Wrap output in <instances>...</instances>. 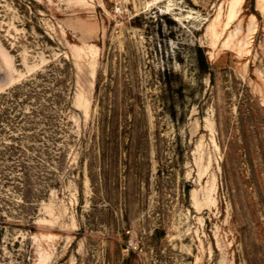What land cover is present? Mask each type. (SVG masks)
<instances>
[{
    "label": "rangeland",
    "instance_id": "374dc122",
    "mask_svg": "<svg viewBox=\"0 0 264 264\" xmlns=\"http://www.w3.org/2000/svg\"><path fill=\"white\" fill-rule=\"evenodd\" d=\"M31 79L0 264H264L259 0H0V94Z\"/></svg>",
    "mask_w": 264,
    "mask_h": 264
},
{
    "label": "trees",
    "instance_id": "16d2710c",
    "mask_svg": "<svg viewBox=\"0 0 264 264\" xmlns=\"http://www.w3.org/2000/svg\"><path fill=\"white\" fill-rule=\"evenodd\" d=\"M207 63L206 60H201V66L204 67V64ZM40 87V84H38V80L31 79L28 82H25L23 86H17L12 91L4 94H0V101L1 99H5V101H8L10 99H14L15 97H18L21 94H24V96L31 98L32 96L38 97L39 91L37 88ZM25 89V93H23V90ZM42 105L38 107L37 110H33L35 115H39L43 112ZM29 114V113H27ZM26 113H21L19 117H23L24 120V127L22 128L25 131H29L33 129V126L35 125V122L31 119L30 115H27Z\"/></svg>",
    "mask_w": 264,
    "mask_h": 264
},
{
    "label": "built area",
    "instance_id": "2783aa9c",
    "mask_svg": "<svg viewBox=\"0 0 264 264\" xmlns=\"http://www.w3.org/2000/svg\"><path fill=\"white\" fill-rule=\"evenodd\" d=\"M122 10V7L121 6H117L116 7V11L120 12Z\"/></svg>",
    "mask_w": 264,
    "mask_h": 264
},
{
    "label": "bare ground",
    "instance_id": "6f19581e",
    "mask_svg": "<svg viewBox=\"0 0 264 264\" xmlns=\"http://www.w3.org/2000/svg\"><path fill=\"white\" fill-rule=\"evenodd\" d=\"M260 5L264 4V0H259Z\"/></svg>",
    "mask_w": 264,
    "mask_h": 264
}]
</instances>
